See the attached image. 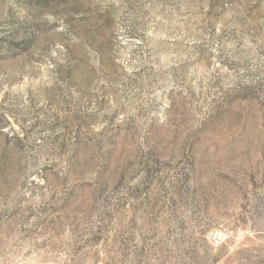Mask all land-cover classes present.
<instances>
[{
  "label": "rangeland",
  "instance_id": "obj_1",
  "mask_svg": "<svg viewBox=\"0 0 264 264\" xmlns=\"http://www.w3.org/2000/svg\"><path fill=\"white\" fill-rule=\"evenodd\" d=\"M0 264H264V0H0Z\"/></svg>",
  "mask_w": 264,
  "mask_h": 264
},
{
  "label": "built area",
  "instance_id": "obj_2",
  "mask_svg": "<svg viewBox=\"0 0 264 264\" xmlns=\"http://www.w3.org/2000/svg\"><path fill=\"white\" fill-rule=\"evenodd\" d=\"M213 242L221 243L227 239V234L225 232L218 231L213 235Z\"/></svg>",
  "mask_w": 264,
  "mask_h": 264
}]
</instances>
